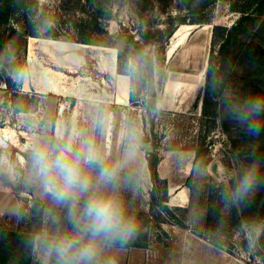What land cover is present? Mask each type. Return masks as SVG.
<instances>
[{"label":"rangeland","instance_id":"rangeland-1","mask_svg":"<svg viewBox=\"0 0 264 264\" xmlns=\"http://www.w3.org/2000/svg\"><path fill=\"white\" fill-rule=\"evenodd\" d=\"M17 6L11 23L0 25V237L4 246L0 250V264H30L32 259L21 239L36 225L37 217L31 215L27 221L17 223L13 213H34L40 202L39 193L26 184L25 161L29 145L38 137L49 138L52 134L57 104L55 99H49L47 104L46 98L22 89L27 70L26 41L37 38L31 37L36 34L55 36L63 42L83 39L98 43L107 41L108 34L120 38L126 31L140 40L141 33L152 28L164 29L179 19L193 26L212 24L204 84L195 88L180 85L166 93L168 67L183 46L172 45L171 39L166 63L156 64V100L146 92L140 93L136 102L129 101L127 105L101 103L98 113L112 112L114 134L119 133L122 143L128 128L134 126L141 148L148 155L176 160L178 174L189 175L188 208L172 207L169 212L160 203L166 199L164 188L168 182L152 180L155 220L151 219L150 224V219L139 213L143 227L149 223L155 228L162 221L189 224L199 235H205L242 261L264 264V187H259L243 204L227 209L219 197L220 188L233 170L258 158L264 172V132L255 137L246 135L241 126L228 119L221 93L212 96L205 86L214 75L222 83L221 92L231 90L240 97L253 93L250 72L255 70L245 54L249 49L264 51V0H17ZM233 25L238 27L231 30L232 36L223 29H217L213 35L214 27L230 29ZM189 39L192 36L186 35L181 43ZM44 40L50 45L61 42ZM66 43L70 47L80 44L78 56L92 78L84 80L81 67L67 66L62 70L69 75L72 88L77 89L76 99L97 109L96 100H108L103 95L109 85L99 83L100 73L95 70L106 66L97 64L98 55L88 52V57L81 56L86 44ZM152 43L147 49L157 56L158 48ZM261 63L264 72V59ZM87 105H82V112ZM138 239L144 240L142 231Z\"/></svg>","mask_w":264,"mask_h":264},{"label":"clouds","instance_id":"clouds-1","mask_svg":"<svg viewBox=\"0 0 264 264\" xmlns=\"http://www.w3.org/2000/svg\"><path fill=\"white\" fill-rule=\"evenodd\" d=\"M147 53L127 60L125 73L136 78L143 69ZM206 90L224 99L229 120L241 126L246 135L264 132V90L237 96L221 92L216 76L206 81ZM107 123L103 113L93 120L102 130ZM141 143L138 130L130 126L122 149L115 159L82 136L71 138L38 137L30 145L25 161L26 184L39 193L34 213L17 210V223L37 217L21 243L36 264H118V256L139 238L143 222L126 198V191L143 187L139 167ZM238 158V157H237ZM259 187H264V172L259 159L233 170L219 190L224 207L243 204Z\"/></svg>","mask_w":264,"mask_h":264},{"label":"crops","instance_id":"crops-1","mask_svg":"<svg viewBox=\"0 0 264 264\" xmlns=\"http://www.w3.org/2000/svg\"><path fill=\"white\" fill-rule=\"evenodd\" d=\"M44 39L48 38H29L27 42V70L22 79V89L46 98L47 104L52 99L57 100L54 107L52 134L49 139L64 137L71 138L78 143L82 136H86L109 153L110 159H115L123 143L119 139V133L114 134L112 112L104 111L107 123L102 130L99 129L97 141V128L93 126V120L99 114L98 108L101 103L127 105L130 101V77L117 72V53L113 54L110 64H107L104 69L95 70L100 73L99 83L104 84L105 82L109 85L106 95H103V98L108 100H96L98 102L96 109L88 102H79L76 99L77 89L72 88L67 78L69 75L62 70L67 66L81 67L84 80L92 78L91 71L86 70L84 61L78 56L80 44L70 47L60 40V44L50 45ZM111 83H114V87ZM111 85L114 88L112 91ZM104 90L102 88V91ZM86 104H88L86 110L82 112V105ZM147 157L148 154L141 148L139 167L142 169L143 187L136 191H126L125 196L130 201L133 210L146 214L151 224L152 220H155V213L152 210L153 198L150 187L153 183ZM157 172L160 179L168 182V201L162 203L170 209L172 207L188 208L191 196L190 186L186 184V180L189 175L185 173L186 175L180 176L176 160H167L166 157L159 159ZM149 223L142 229L144 240L138 242L139 239H137L135 243L120 253L118 264H248L218 247L210 239L204 237L205 235H199L192 225L183 226L176 222L162 221L152 228ZM30 264H36L34 257Z\"/></svg>","mask_w":264,"mask_h":264},{"label":"trees","instance_id":"trees-1","mask_svg":"<svg viewBox=\"0 0 264 264\" xmlns=\"http://www.w3.org/2000/svg\"><path fill=\"white\" fill-rule=\"evenodd\" d=\"M17 8H18L17 0H0V25H9L13 17L16 14ZM169 20L171 22L174 21L172 18H169ZM179 22L181 24L186 23V21L179 19L178 22H175V24L169 25L164 29H161V28L149 29L146 32H143L140 34V37H141L140 40L137 39L135 36H133V34H131L130 32L126 31L125 34H123L122 37L120 38H117L115 36H112L111 34H108L107 41H102L98 43H92V42H89L88 40H83V39H77V40L66 41V42H76V43H82V44L91 45V46H98V47L104 46V47L115 48L117 50V72L123 75H127L124 69H125L126 62L129 58L134 57L141 53H147V56L145 60L143 61L142 72L136 78L134 79L130 78V101L136 102L137 100L135 98L138 97L140 93H145V92L148 93V95H151L156 100V98L158 97V88H157V81H156V75H157L156 64L158 63V61H160L163 64V66L166 63L167 51L170 45V40L173 34L176 32L177 27L181 25V24L178 25ZM237 27L238 26L234 27L233 25L230 29H228L226 27L216 26L214 27L213 35H215L217 29H223L228 32V36H232L233 31L231 30L232 29L235 30ZM31 37L61 40V39L55 38V36H45L44 37V36H39L36 34H32ZM27 42L28 41H26L25 43L26 47H27ZM127 43L130 46L125 45ZM149 43H152V45L158 48L156 50L157 56H155V54H153L147 49V46ZM245 57L248 58L251 67L253 68V70H255V71L250 72V77L252 76V79L250 80V83L252 85V88H251L252 91L259 92L261 90H264V72L263 70L260 69L263 64L261 63V60L264 59V51L258 52L256 49H249L248 52L245 54ZM165 81H166V76L163 75L162 86H164ZM147 160H148L149 168L151 171L152 180H154V182L160 180L158 176V172H157V164L159 162L157 155L149 154L147 157ZM164 194L166 196V199L163 198L162 200H160L161 204L163 201H168L167 199L168 198L167 197L168 187L167 186H165L164 188ZM163 208L169 212L167 205H164ZM140 214L146 217V214H143V213H140ZM3 247L4 246L2 244V239L0 237V250ZM14 263L17 264V261H14Z\"/></svg>","mask_w":264,"mask_h":264},{"label":"bare ground","instance_id":"bare-ground-1","mask_svg":"<svg viewBox=\"0 0 264 264\" xmlns=\"http://www.w3.org/2000/svg\"><path fill=\"white\" fill-rule=\"evenodd\" d=\"M193 29V30H192ZM192 30V32H190ZM186 35H191L192 39H189L186 43H181ZM212 35V24H204L202 26H193L189 24H183L172 36V45L183 46L178 51L172 66L169 68L168 83L166 86V93L179 88L180 85H188L191 88L195 86L203 85L204 73L207 68L208 56H209V43ZM33 39V38H32ZM93 53L98 55L95 59L98 65H105L110 63L113 54L116 53L115 48L110 47H98L87 46L80 53L81 56L88 57ZM84 59V58H83ZM86 59V58H85ZM88 61L91 59L87 58ZM87 61V62H88ZM98 68V67H96ZM166 83V82H165Z\"/></svg>","mask_w":264,"mask_h":264},{"label":"water","instance_id":"water-1","mask_svg":"<svg viewBox=\"0 0 264 264\" xmlns=\"http://www.w3.org/2000/svg\"><path fill=\"white\" fill-rule=\"evenodd\" d=\"M179 50H180V49H179ZM179 50H178V51H179ZM177 53H178V52H177ZM177 53H176V54H177ZM168 54H169V53L167 52V56H169ZM175 57H176V55H175ZM175 57H174V59H175ZM168 58H169V57H168ZM170 62H172V60H171ZM168 69H169V67H168ZM206 71H207V68H206ZM206 71H205V73H204V80H205ZM167 80H168V79H167Z\"/></svg>","mask_w":264,"mask_h":264}]
</instances>
